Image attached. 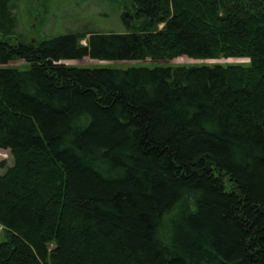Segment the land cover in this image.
<instances>
[{
	"label": "trees",
	"instance_id": "obj_1",
	"mask_svg": "<svg viewBox=\"0 0 264 264\" xmlns=\"http://www.w3.org/2000/svg\"><path fill=\"white\" fill-rule=\"evenodd\" d=\"M123 4L33 43L0 0V264H264V0ZM181 57L250 62L62 63Z\"/></svg>",
	"mask_w": 264,
	"mask_h": 264
},
{
	"label": "rangeland",
	"instance_id": "obj_2",
	"mask_svg": "<svg viewBox=\"0 0 264 264\" xmlns=\"http://www.w3.org/2000/svg\"><path fill=\"white\" fill-rule=\"evenodd\" d=\"M124 0H14L15 35L27 42L47 39L75 32L124 33L122 20ZM86 44V41L82 42ZM249 59L194 60L181 57L174 60L100 61L85 58L63 61L67 66L89 69H121L155 66L237 65L248 64ZM6 67L27 70L24 60L12 61ZM14 164L9 150L0 149V175ZM8 233L0 226V244L8 240Z\"/></svg>",
	"mask_w": 264,
	"mask_h": 264
},
{
	"label": "water",
	"instance_id": "obj_3",
	"mask_svg": "<svg viewBox=\"0 0 264 264\" xmlns=\"http://www.w3.org/2000/svg\"><path fill=\"white\" fill-rule=\"evenodd\" d=\"M63 63V62H62ZM64 64V63H63Z\"/></svg>",
	"mask_w": 264,
	"mask_h": 264
}]
</instances>
